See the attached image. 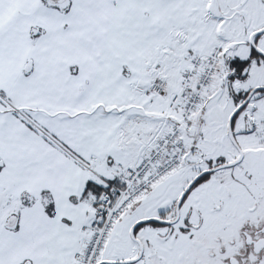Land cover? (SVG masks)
<instances>
[{"label": "snow or ice", "instance_id": "6c2138e0", "mask_svg": "<svg viewBox=\"0 0 264 264\" xmlns=\"http://www.w3.org/2000/svg\"><path fill=\"white\" fill-rule=\"evenodd\" d=\"M0 264H264V0H0Z\"/></svg>", "mask_w": 264, "mask_h": 264}]
</instances>
